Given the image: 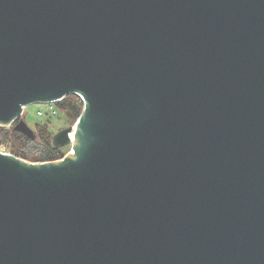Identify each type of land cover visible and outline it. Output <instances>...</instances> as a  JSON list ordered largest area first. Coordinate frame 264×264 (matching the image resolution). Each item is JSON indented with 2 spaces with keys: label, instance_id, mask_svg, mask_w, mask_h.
<instances>
[{
  "label": "water",
  "instance_id": "1",
  "mask_svg": "<svg viewBox=\"0 0 264 264\" xmlns=\"http://www.w3.org/2000/svg\"><path fill=\"white\" fill-rule=\"evenodd\" d=\"M71 94L63 158L0 150V264H264V0H0V124Z\"/></svg>",
  "mask_w": 264,
  "mask_h": 264
},
{
  "label": "trees",
  "instance_id": "2",
  "mask_svg": "<svg viewBox=\"0 0 264 264\" xmlns=\"http://www.w3.org/2000/svg\"><path fill=\"white\" fill-rule=\"evenodd\" d=\"M55 106L63 113L65 119L76 120L79 116L82 103L75 95H68L63 100L55 102ZM35 139H29L21 133L11 131V135L8 136L9 140L13 139L14 142L20 141L16 148L13 147L12 152L14 155L25 158L28 153H31L30 149L37 148L39 151L35 155L42 160L53 161L60 159L63 156V150L61 147L54 146L52 143L53 134L49 130L46 124L36 123L34 126ZM33 153V152H32Z\"/></svg>",
  "mask_w": 264,
  "mask_h": 264
},
{
  "label": "rangeland",
  "instance_id": "3",
  "mask_svg": "<svg viewBox=\"0 0 264 264\" xmlns=\"http://www.w3.org/2000/svg\"><path fill=\"white\" fill-rule=\"evenodd\" d=\"M55 104V102H54ZM41 108L40 103H32L24 107V111L21 115V117L24 119L26 124L34 130V126L36 123H42L46 124L51 131V133L54 135L56 132L60 131L61 129L71 126L75 123L76 120H70V119H65L63 117V113L59 112L58 114L54 116L49 115H38L37 110ZM52 115V114H51ZM14 126V123L11 124H0V150L9 154H13L12 152V143L14 142L13 139L9 140L8 136L11 135L12 128ZM18 133V132H17ZM20 141H15L13 144V147L16 148L18 146ZM31 153H28V155L23 158L20 156H17L18 158L30 162V163H38L46 160L39 159L35 153L39 151L37 148V151L35 149L29 148ZM63 150V156L70 150V145H66L61 147ZM33 152V153H32ZM16 156V155H15ZM60 158V159H61Z\"/></svg>",
  "mask_w": 264,
  "mask_h": 264
},
{
  "label": "built area",
  "instance_id": "4",
  "mask_svg": "<svg viewBox=\"0 0 264 264\" xmlns=\"http://www.w3.org/2000/svg\"><path fill=\"white\" fill-rule=\"evenodd\" d=\"M76 97L81 101V99L78 96ZM40 104H41V108L37 110L38 115H49L50 117L60 112V110L55 106L54 102L53 103H40Z\"/></svg>",
  "mask_w": 264,
  "mask_h": 264
}]
</instances>
